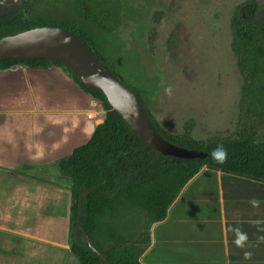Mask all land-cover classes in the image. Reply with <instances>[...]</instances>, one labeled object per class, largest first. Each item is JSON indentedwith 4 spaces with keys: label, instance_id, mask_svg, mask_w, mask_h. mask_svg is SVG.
<instances>
[{
    "label": "crops",
    "instance_id": "0c3cea01",
    "mask_svg": "<svg viewBox=\"0 0 264 264\" xmlns=\"http://www.w3.org/2000/svg\"><path fill=\"white\" fill-rule=\"evenodd\" d=\"M111 33L98 30L94 35L100 52L98 36L111 38ZM157 41L141 51L135 73L121 45L119 55L103 54L125 80L129 76L135 82L166 131L182 134L190 121L197 141L228 136L219 130H230L239 115L242 84L236 57L231 61L237 94L225 127L223 111L207 108L203 68L196 54L172 58L163 45L168 57L163 64L157 58ZM173 62L185 78V90L177 98L172 93ZM104 115L101 103L60 66L0 69V264H81L72 251L70 182L58 161L86 144ZM142 260L264 264V183L205 169L185 188L167 220L154 227Z\"/></svg>",
    "mask_w": 264,
    "mask_h": 264
},
{
    "label": "trees",
    "instance_id": "16d2710c",
    "mask_svg": "<svg viewBox=\"0 0 264 264\" xmlns=\"http://www.w3.org/2000/svg\"><path fill=\"white\" fill-rule=\"evenodd\" d=\"M35 0H27L17 12L0 19V39L37 27L52 26L45 20H29ZM86 19L106 31L119 24L120 8L111 2L76 0ZM116 22L118 24H116ZM232 44L242 78L241 108L235 130L226 137L206 141L192 137L193 124L186 122L182 134L166 131L150 112L144 96L128 86L123 77L97 49L93 36L71 23L60 25L74 32L99 62L137 93L154 127L167 141L189 150L200 149L205 159H179L164 156L133 133L123 118L113 111L101 90L84 85L67 67L47 59H6L0 69L18 64L33 68L56 65L63 68L80 87L98 100L105 117L91 139L58 161L72 191V251L81 264H102L84 236H74L79 198L96 187L83 200L81 224L95 247L109 264H145L143 257L152 243L153 229L165 222L185 188L205 169L233 174L264 183V137L257 126L264 124V8L258 1L239 5L230 20Z\"/></svg>",
    "mask_w": 264,
    "mask_h": 264
},
{
    "label": "rangeland",
    "instance_id": "374dc122",
    "mask_svg": "<svg viewBox=\"0 0 264 264\" xmlns=\"http://www.w3.org/2000/svg\"><path fill=\"white\" fill-rule=\"evenodd\" d=\"M75 1L35 0L26 16L29 20H45L52 26L71 23L94 36L101 29L95 22L83 17V12L76 6ZM96 1L111 2L120 8L119 24L116 22L118 25L113 31H110L113 32L111 38L107 36H98L97 38L102 54L106 52L117 56L121 50L118 45H121L126 56V64L131 65L130 69L135 73L137 59L141 55V51L152 46L154 40H158L155 45L159 50L157 58L163 64L167 62L168 58L162 51L163 45L172 58L184 59L186 54L189 56L191 52L195 53L203 68L202 79L206 85L203 94H205L207 108L215 112L223 111V117H220L221 121L223 126H229V114L237 94V75L232 71L231 61V58H235V56L230 46L232 39L230 20L237 7L249 0ZM256 1L264 8V0ZM152 51L155 52L154 49ZM104 56L108 58L107 54ZM108 60L111 65L112 60L110 58ZM173 63L174 65L170 66L172 93L177 98L185 90V78L182 68L178 66L177 62ZM112 67L119 72L115 66L112 65ZM238 77L242 84L241 77ZM229 80H232L233 83H230ZM124 81L128 86L135 88V82L131 81L129 76ZM238 116L230 130H219V132L229 135L231 130L234 131ZM257 133L264 137V124L257 126Z\"/></svg>",
    "mask_w": 264,
    "mask_h": 264
},
{
    "label": "water",
    "instance_id": "95a60500",
    "mask_svg": "<svg viewBox=\"0 0 264 264\" xmlns=\"http://www.w3.org/2000/svg\"><path fill=\"white\" fill-rule=\"evenodd\" d=\"M26 1L0 0V19L17 12ZM6 59H47L61 63L71 70L84 85L101 90L112 110L123 118L133 133L144 140L146 147H151L164 156L179 159H205L208 156L203 150H189L164 139L154 127L139 95L117 79L106 64L99 62L71 30L44 26L6 36L0 39V61ZM94 189L96 187L88 189L79 198L74 234L77 241L84 236L102 264H109L81 224L83 200Z\"/></svg>",
    "mask_w": 264,
    "mask_h": 264
},
{
    "label": "flooded vegetation",
    "instance_id": "af4514ba",
    "mask_svg": "<svg viewBox=\"0 0 264 264\" xmlns=\"http://www.w3.org/2000/svg\"><path fill=\"white\" fill-rule=\"evenodd\" d=\"M75 3H76V1H75ZM24 6V5H23ZM22 6V7H23ZM81 10V9H80ZM83 12V11H82ZM84 17V16H83ZM85 18V17H84ZM86 19V18H85ZM86 20H91V19H86ZM93 21V20H92ZM94 22V21H93ZM96 24V23H95ZM99 26V25H98ZM55 27H57V26H55ZM99 29H101V30H103V31H106V30H104L103 28H101L100 26H99ZM106 32H110V31H106ZM93 38H94V36H93ZM94 40H95V38H94ZM95 43H96V41H95ZM97 46V45H96ZM97 49H98V47H97ZM100 52V51H99ZM101 53V52H100ZM104 55V54H103ZM106 57V56H105ZM107 58V57H106ZM108 59V58H107ZM109 61V60H108ZM109 64H110V62H109ZM19 65V64H18ZM17 66V65H16ZM111 67H112V65H110ZM15 67V66H14ZM113 68V67H112ZM117 72V71H116ZM124 79V78H123ZM64 175V174H63ZM65 176V175H64ZM66 177V176H65ZM67 178V177H66ZM68 179V178H67ZM75 231V230H74ZM74 236H75V234H74Z\"/></svg>",
    "mask_w": 264,
    "mask_h": 264
},
{
    "label": "built area",
    "instance_id": "2783aa9c",
    "mask_svg": "<svg viewBox=\"0 0 264 264\" xmlns=\"http://www.w3.org/2000/svg\"><path fill=\"white\" fill-rule=\"evenodd\" d=\"M88 116H89L90 118H93V117H94V114L90 113Z\"/></svg>",
    "mask_w": 264,
    "mask_h": 264
}]
</instances>
